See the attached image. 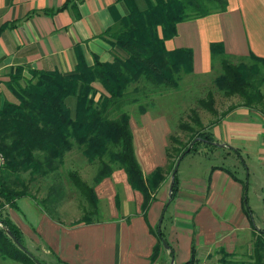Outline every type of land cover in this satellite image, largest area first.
Listing matches in <instances>:
<instances>
[{
	"label": "crops",
	"instance_id": "obj_1",
	"mask_svg": "<svg viewBox=\"0 0 264 264\" xmlns=\"http://www.w3.org/2000/svg\"><path fill=\"white\" fill-rule=\"evenodd\" d=\"M135 1L140 9L146 7L144 0H139L141 6ZM226 1V12L181 23L177 25V35L165 41L167 50L192 51L193 69L188 76L201 80L213 76L211 43H222L225 53L233 59H247L253 54L264 60V0ZM63 5L64 9L56 11ZM49 12L53 14H47ZM126 15L125 5L116 0H0V81L6 82L10 69L16 67L68 75L75 68L76 50L87 66L93 65L95 57L101 62L111 61L114 55L125 58L124 51L112 48L101 35ZM24 76L30 78L27 71ZM5 89L0 85L4 96L12 99ZM139 118V121L129 118V124L143 174L148 176L157 168L165 172L162 164L156 162L155 151L165 143L169 125L160 114L150 116L146 111ZM159 128L161 141L157 142L159 149H156L152 142ZM206 129L219 143L225 144V148L229 145L237 150V155L251 150L246 144H257L256 153L264 171V117L259 111L236 107ZM178 171L176 195L161 223L173 250L174 262L175 256H178L176 264L187 262L192 245L195 254L199 250H212L222 256V250L235 255L238 231L251 229L254 232L243 206L245 198L253 214L247 182L219 166L212 167L204 181L189 177L187 172L180 179ZM164 175L157 200L150 205L146 219L141 212L143 198L131 189L122 170L114 171L111 177L95 186L100 208L105 213L99 223L69 229L51 220L35 203L38 215L34 225H29L21 216V220H13L12 211L21 215L18 205L17 210L8 209V214L22 231L24 241L29 240L40 255L51 259L56 257L68 264L69 261L73 264H170V249L167 250L169 259L163 258V247L155 261L150 260L157 244L151 230L158 226L168 200L169 190L165 197L163 189L166 172ZM139 235L146 239L147 244L142 247L138 244ZM182 238L181 252L187 255L189 246L186 257L184 253L176 254ZM55 261L52 264H56Z\"/></svg>",
	"mask_w": 264,
	"mask_h": 264
},
{
	"label": "trees",
	"instance_id": "obj_2",
	"mask_svg": "<svg viewBox=\"0 0 264 264\" xmlns=\"http://www.w3.org/2000/svg\"><path fill=\"white\" fill-rule=\"evenodd\" d=\"M125 5L127 15L115 26L106 30L101 38L112 48L118 47L126 57L114 55L109 62L97 57L87 66L76 50L74 71L64 75L58 71L34 70L16 67L10 69L7 81H0L12 99L0 90V257L20 264H45L31 253L20 228L11 220L8 209L17 210L21 198L32 200L51 220L57 222V209L61 205L63 187L60 168L65 154L78 148L89 162H97L98 172L93 185L83 183L77 175L69 173V180L88 202L94 216L99 213V200L95 186L111 177L116 170L124 171L131 189L143 198L141 212L146 219L150 205L157 200V193L165 180L164 169L157 168L145 176L136 156L130 116L123 110L131 100L129 90L138 94L137 84L160 88H179L182 76L193 69L190 49L167 50L165 41L177 35V25L207 17L227 10L226 0H144L146 7L140 9L135 0H116ZM63 5L56 11L64 9ZM47 14H53L51 12ZM211 65L220 64L221 73L214 79V87L225 97H238L242 107L259 111L264 117V60L250 54L246 62L234 64L224 51L222 43L210 44ZM27 71L30 78L24 76ZM209 103L200 106L215 113L212 96ZM73 100L72 105L68 103ZM145 113L140 105L139 114ZM116 115V116H115ZM198 120V119H197ZM195 122V119L193 120ZM196 122L198 130L184 126L191 133L190 140L183 145L170 169V178L179 157L187 151L200 154L199 145L218 147L219 143L211 132ZM225 148V147H223ZM235 153L237 150L228 148ZM168 152V150H167ZM169 155V154H168ZM183 157V158H184ZM39 179L51 180L48 194L36 198L29 185ZM56 180H59L56 182ZM177 174L172 186L171 200L178 188ZM246 187V186H245ZM246 190V188H245ZM165 206V205H164ZM243 206L254 229L253 253L249 262H235L234 254H222L224 264H264V230H256L251 211L244 198ZM82 217L69 229L99 223L92 216ZM58 223V222H57ZM158 226L151 232L157 240L151 261H155L164 244L169 246L164 233ZM164 242V244H163ZM21 244L24 249L20 248ZM170 254L173 256L171 247ZM231 259V260H230ZM197 262L193 245L190 259L184 264ZM56 264H66L57 259Z\"/></svg>",
	"mask_w": 264,
	"mask_h": 264
},
{
	"label": "rangeland",
	"instance_id": "obj_3",
	"mask_svg": "<svg viewBox=\"0 0 264 264\" xmlns=\"http://www.w3.org/2000/svg\"><path fill=\"white\" fill-rule=\"evenodd\" d=\"M138 4L141 6L139 0ZM231 60L234 64L246 62V60H237L233 58ZM214 64V72L211 78L207 77L204 80H201L196 77L185 75L180 78L179 88L177 89L165 87L155 90L150 86L137 84L135 87H138L140 93L133 94L131 92L132 89H130V97L127 99L131 100L133 97H138V103H127L123 106V110L134 121L140 120L139 107L141 105L145 109V112L147 111L150 113V116L160 114V116L164 118L165 122L169 125V133L166 137L165 143L163 144L164 146L162 145L163 148L161 147L159 149V146L157 145V142L161 141L160 128L154 135L156 142L155 140L152 142L155 144L156 149H159V151H155L156 162L158 164H162L166 172V183L163 186L165 197L169 190L170 169L176 159L178 151H180L183 145H186L190 138H192L191 133L183 127L186 126L192 130H198L195 123L199 120L202 127L206 128L207 125H210L212 122L217 121L231 113L236 108L235 105L241 104V100L238 97H225L222 93L216 90L213 81L218 74L221 73V68L218 62H215ZM209 95L212 96V106L215 110V113L212 114L200 106L201 102H210L208 98ZM72 101L73 100L69 102L68 100V103L72 105ZM194 119L195 122L193 121ZM246 145L251 146V150H246L237 155L235 152L228 150L229 145H227V148L221 147L215 149L209 145L201 144V146L199 145L198 147L200 155L190 154L181 160L178 176L181 179L184 172H187L189 177L196 178L195 180L201 178L202 181H204L209 176L212 167L219 166L232 171V173L237 177L247 182L249 206L253 213V225L256 230H264V171L256 153V150H258L257 144ZM98 165L99 164L97 162L92 164L89 163L82 156L81 151L76 147H73L71 151L65 154L63 166L60 168L61 183H57L58 186L63 187V192L60 196L61 206L58 207L57 215L54 216L57 218V222L59 224L69 227L73 223L78 222L82 217L93 214L90 212L91 208L84 196L69 180L68 174H75L83 183L88 186H92L93 179L99 169ZM58 181L59 180H56V182ZM51 183L53 182L50 179H39L35 182V184L29 185L31 188L30 191L36 198L42 199L48 194L47 188L51 185ZM121 191L122 190L119 192L123 198ZM17 205L20 208L21 215H19L18 212L12 211L13 220L15 221L16 219L19 221L22 217L29 225L36 224L38 209L36 208L34 202L28 198H21L17 201ZM98 209V215L91 216L93 220L105 218V213L102 208H100V205ZM167 216L168 214L166 217ZM138 228L139 226L136 227V230ZM238 232L240 234L237 237L238 242L236 241L238 249L235 251V257H231V259L233 258L235 262H249L251 261L250 257L253 253L255 234L251 229L249 232L246 229L239 230ZM138 240V244L141 247L142 245L144 246V244H147L146 239L142 235L138 236ZM24 243L27 249L33 253L39 261H42L45 264H52L55 261L56 257L52 258L54 260L53 261L49 257L40 255L39 250L35 249L29 240L25 239ZM39 246H41V244ZM182 247L183 238L179 240V246L176 248V254L179 256L181 253H184L181 252V250H183ZM42 252H44V249H42ZM187 255H189V246ZM187 255L184 253L185 257ZM162 256L163 258L165 257L169 259V254L166 249H164ZM196 257L198 261L195 264H224L221 262L222 256L216 251L199 250L196 251ZM177 258L178 256H175V262L177 261ZM189 259L190 257L188 260ZM175 262L174 264H176ZM168 263H170V259ZM0 264L20 263L5 260L0 257ZM69 264L73 263L69 261ZM136 264H140V262H136Z\"/></svg>",
	"mask_w": 264,
	"mask_h": 264
},
{
	"label": "water",
	"instance_id": "obj_4",
	"mask_svg": "<svg viewBox=\"0 0 264 264\" xmlns=\"http://www.w3.org/2000/svg\"><path fill=\"white\" fill-rule=\"evenodd\" d=\"M199 140H201V139H194L193 142L188 146L187 151L184 152L183 155H181V156L179 157V159L177 160V162H176V164H175V167H174V169H173V172H172V174H171V178H170V187H169V193H168V200H167V202H166V204H165V206H164V208H163L162 215L160 216L159 221H158V229H157L158 232H159L160 227H161V223H162V220H163L164 213L166 212L167 207L169 206V204H170V202H171L172 186H173V184H174L175 176H176V174H177V171H178V168H179L180 162H181V160L183 159L184 155H185L188 151H190V149L192 148V145H193L195 142L199 141ZM212 144H214V145H216V146H218V147H222V148L226 146L225 144H221V143H212ZM228 148H230V147H228ZM163 244H164V242H163ZM18 245H19L20 248L24 249L23 246H22L21 244H18ZM164 249L169 250V246H167V245L164 244ZM170 264H174V258H173V256H172V258H171Z\"/></svg>",
	"mask_w": 264,
	"mask_h": 264
}]
</instances>
